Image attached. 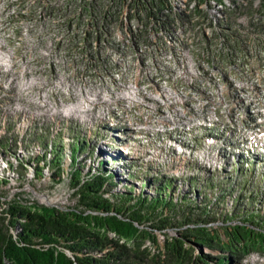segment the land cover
<instances>
[{"label": "rangeland", "instance_id": "obj_1", "mask_svg": "<svg viewBox=\"0 0 264 264\" xmlns=\"http://www.w3.org/2000/svg\"><path fill=\"white\" fill-rule=\"evenodd\" d=\"M41 1H21L25 11L20 10L16 3H11L12 6L6 2V4H0V10H6L10 13V16H6L4 11H0V37L6 39L7 44L5 47L8 48L7 50L16 51L13 59L15 61L12 62L19 69L18 80L20 81L23 78V73H29L31 68L35 73L28 75L29 77L40 76L41 79H46V77H52V72L60 71L62 73L60 77L62 78L75 76L74 80L76 79L75 81L78 83L81 82L82 85L84 82H88L83 76L85 72H90L89 67H79L78 64L81 65V63L73 62L72 55H76L79 58L85 56L83 53L84 47L88 41H93L92 39L96 36L98 29V25H93L92 22L100 24L96 16L101 17L103 12L107 13L112 10L114 13L116 11L118 15L115 14L111 25L107 26V28L110 26L107 36L111 40L114 32L116 38L122 36L119 42L123 49H135L136 54H130L128 64H125L130 69V72L132 71V75L118 67V70H116L117 78H115L117 81L115 83L111 82L114 77L113 74L102 73L99 76L98 73V76L91 82L90 86L101 88L96 98L102 102L105 101V109L110 114L115 111L114 106H122V108L118 109L121 111V116L115 117L114 124L116 125L110 127L108 122L103 119V115L99 113V111H104V109L96 107L95 104L93 105L94 107L85 113L90 115L88 119L80 116L66 117L64 114H49L40 117L36 111H45V103L41 102V96L33 95H19V103L26 104V110H11V106L16 104L17 81H8L11 75H5V77L0 75V121L4 123L13 122L17 129L16 131L20 135L28 130L31 125L50 127L51 134L48 139L50 141L55 140L58 144H64L65 151L69 150L72 143L86 141L84 142L87 145V151L85 152H92L96 159H99L100 156L104 159L109 156L107 154H110V156L112 153L113 155L116 154L115 150L109 147L107 142L110 139L118 142L116 138L119 139L117 136L121 133L119 130H122L121 135H124L123 132H127L126 130L128 129H125V127L128 126L127 121L130 118L134 122L141 123L145 128L135 135V140L131 137L133 132L127 133L129 135H124L130 138V142H128L130 154L124 162V167H121V165L117 166L116 183L119 184L114 187L115 190L122 191L125 187L132 186L137 193L152 194L156 192L157 183L164 182L169 178L175 182L171 192L176 201L183 196H188L198 206L213 205L214 213L218 217L223 216L220 221L213 222L214 227L219 226L220 228L225 225L224 222L227 224L238 223V219L244 214L250 215L245 221L256 223L254 225L263 228L264 153L259 152L257 155H251L250 159L252 161L245 162V159L240 160L238 154L231 153L230 148H222L220 142L237 143L240 140L241 142L254 143L256 140H254L253 132L258 131V129L263 133L260 136L261 141L264 140V51L262 50L264 40L254 41L249 53H245L243 47H241L239 50L242 52V59L239 62H232L231 60L219 62V58L212 55V50L209 51L207 49V44L213 43V47L218 50L228 47L229 42L231 45L232 41H228L224 35L223 38L218 37L220 33L216 34L209 26L211 24L210 19H204V12H201V9H205L207 3H202L197 7L196 0H172L174 12L192 10L195 13L194 18L186 19L185 21L182 18H177V26L173 24V33H176L181 38L180 41L170 36L169 32L164 30L156 31L157 25L150 24V20L147 18L148 14L140 0H71L72 4L69 7L72 9V15L70 17L74 18L71 21L72 27L68 30V35H59V39L62 41L63 37L67 35L66 41L71 40L70 43H73V49H60L49 41L41 45V40L37 39L35 33H23L26 26L23 29L21 24L29 21V16L36 15L33 12V4H46ZM213 1H211L213 4L212 8H209L212 20L216 18V14L218 18V8H225V11L229 12L232 10L233 12L224 16L221 13L225 20L224 22L227 23L228 20H231V16L232 23L233 20L248 16L249 25L254 28L255 33H262L264 15L256 11L260 4L259 0H235L236 2L226 0L227 5L224 8L221 5L218 7ZM252 1L254 4L250 6ZM51 2L50 5L53 7L52 12L54 14L64 13V16H62L65 19L64 25H66L69 22L67 19L70 11L64 10L60 6V4L62 6L65 5L67 3L66 0H51ZM238 4L243 6H235ZM117 5H119L118 8ZM37 7L35 6V8ZM42 8L46 9L45 6H42ZM87 9L91 10L93 14L94 21L92 22ZM206 9L208 10V7ZM13 10L16 12L13 13ZM73 10L77 12L75 15H73ZM252 13H254V16ZM46 14H49V12ZM189 14L191 15V13ZM24 17H26V20H24ZM196 18L201 19L200 21H206L207 26L202 24L200 26L199 23L196 25V22H194ZM254 18L258 20L256 25H253ZM37 19L40 18L38 17ZM55 19L58 20V18ZM192 24H194V27H191ZM141 28L146 29L145 35H149L150 40L143 43L142 47L134 41L135 38H130V36L125 38L126 33H129V29L139 31ZM197 36H200L206 42L202 44L200 51H197L193 45L195 41L196 43L200 41ZM183 37L190 42L191 49L196 54V56L190 58L195 68L194 75H192V70H183L181 73L175 72L180 70L181 67L183 68V62L180 63L181 67L169 66L171 63L168 60L173 55L183 58L184 50L182 47L185 45ZM66 41L64 44L68 47V42ZM94 41L97 46L100 44V41ZM161 41L167 43L165 48L161 45ZM101 43L105 45L106 41ZM243 43H245V40ZM170 50H173V52L166 53V51ZM0 51L3 54L7 52L5 48H0ZM26 53L31 63L24 66V55ZM106 53L110 54L109 50ZM147 61H153L155 64L158 62V66L149 67L146 65ZM196 67H200L203 70L197 71ZM79 72H82V74H78ZM69 74L72 76H68ZM164 79H168V81H163ZM103 80L106 81L105 85L101 83ZM128 81L138 83L139 89H135L134 95L122 90L130 84ZM47 82V87L44 89L47 91V98L60 99L62 102L68 99V103L71 94L74 98L80 92V89H77V92L73 94L71 89L69 93L71 80L69 82L63 81V87L51 86L54 82H51L48 78ZM164 84H168L170 88L166 89L165 93H159L158 91L162 89ZM45 85L44 82L38 83V80L34 79L29 90L33 91V87L42 89ZM123 85L125 86L123 87ZM106 87L108 89H102ZM249 92H253V94L246 98L244 95ZM147 97L158 101L164 100L165 106L153 103ZM189 103L193 104L189 105ZM251 105L254 108H251ZM159 108L162 110L159 111ZM162 112L164 113L161 114ZM174 112L181 113L178 118H184L185 123L180 124L177 122L170 125L169 128L184 125L185 127L177 129L179 131L176 136L185 139L186 142L191 140L189 136H194V132L189 133V135L187 133L190 132L188 130L197 129L192 128L197 125V122H203L204 118L211 120L217 116L220 121L225 123L219 130L226 132L222 134V140L218 141L219 146L211 150L207 148L198 150L199 143L195 145L193 141H190L184 151H176L175 148H172V152L169 154L165 147L169 141L164 140L162 134L158 136L149 134L154 131V126H151L150 121L160 124L162 115L168 117V113L172 114ZM196 117H201L200 119L202 120H192ZM165 120L168 121V119ZM122 122L126 125L121 124ZM74 126L75 128H73ZM115 127L116 129L111 131ZM59 130L63 132L58 134L57 131ZM171 144L173 145V143ZM37 149H39V146H37ZM79 149L80 146L78 145L77 151ZM22 150L23 148L20 149V151ZM103 150H109V152H103V155H100ZM66 154H68V151ZM0 193L8 198L19 196L29 203L34 202L48 206L72 207L78 204L77 197L74 196L73 189L70 187L67 174H65L63 179L56 181L49 176L39 180L31 173L23 180L12 179L9 184L0 186ZM112 200L115 199L112 197ZM239 202L240 204H238ZM177 206L179 207V205ZM244 206L247 212L242 209ZM237 211L242 213L240 212L237 216H233L232 212ZM150 230L157 234L159 239L163 238V234L159 230ZM167 231L170 235H174L177 228L170 227ZM148 245L152 250L155 249L151 242H148ZM220 252L218 249L214 250L215 254ZM239 258L242 264H264V248L255 247L254 249H248Z\"/></svg>", "mask_w": 264, "mask_h": 264}, {"label": "trees", "instance_id": "obj_2", "mask_svg": "<svg viewBox=\"0 0 264 264\" xmlns=\"http://www.w3.org/2000/svg\"><path fill=\"white\" fill-rule=\"evenodd\" d=\"M42 1H46V4H33V12L39 13L38 16L42 14L39 24L54 30L52 37L56 39L57 48L73 49L70 39L66 41L68 30L72 27L71 21L74 19L70 17L72 9L69 6L72 1L66 0L67 3L61 5L62 9L70 11L66 25L64 13L54 14L51 0ZM196 1L197 7L207 3L208 10L205 8L201 11L204 12V19H210V23L215 25V19H211L209 10L213 6L212 0ZM140 2L148 14L150 24L157 25L156 31L171 33L173 24L177 25V18L184 21L191 18L185 10L174 12L172 0ZM259 2L256 11L264 15V0ZM252 4L253 1L250 6ZM42 6H45L49 14H46ZM87 11L91 22L94 21L91 10ZM73 13L75 15L76 10H73ZM114 13L116 14V11ZM114 13L103 12L101 17L96 16L100 24L92 22L93 25H98V29L93 41H88L84 47L85 56L79 58L72 55L73 62L81 63L78 64L79 67L90 65L92 72H109L110 68L116 67L111 61V55L106 53L108 45L101 43L109 40V30L106 26L111 25ZM224 21L221 19L224 27L221 28L219 21V28L216 23L213 30L233 43L230 45L229 42L226 48L212 49V55L218 57L219 62H239L242 59L239 49L243 47L245 53L250 50L241 44L242 29L233 28L230 23L226 24ZM224 31L230 33L226 34ZM133 33L136 42L148 38L145 35L146 29L141 28ZM64 34L67 35L60 43L59 35ZM94 40L100 41V44L97 46ZM65 41L68 42V47L65 46ZM112 45L115 46L114 43ZM262 50L264 51V45ZM114 129L116 127L111 131ZM16 130L13 122L0 121V186L9 184L12 179L23 180L31 173L39 180L49 176L56 181L63 179L67 174L78 204L72 207L48 206L29 203L19 196L8 198L0 193V264H242L239 257L246 250L264 248V227L245 221L250 215L242 214L238 223L224 222V226L214 227L213 222L220 221L223 216L218 217L214 213L213 205L198 206L188 196L176 201L171 192L175 183L172 179L157 183L156 192L152 194L137 193L132 186L125 187L122 191L115 190L114 187L119 184L116 183L117 166L124 167L129 155L118 147L120 144H127V140L119 135L117 136L121 142L117 138L118 142L113 139L107 142L116 154L111 152L112 155L107 154V158L100 156L96 159L92 152H85L86 141L72 143L66 154L64 144L48 139L51 134L50 127L31 125L21 135ZM62 132L57 131L58 134ZM78 145L80 149L77 151ZM103 152L109 150H103L100 155H103ZM171 152L172 150L169 154ZM112 197L115 200H112ZM242 209L247 212L245 206ZM240 212H232V215L237 216ZM170 227L177 228L176 234L168 233ZM149 228L159 230L163 238L159 239ZM148 242H151L155 249L152 250ZM215 249L221 252L215 254Z\"/></svg>", "mask_w": 264, "mask_h": 264}, {"label": "built area", "instance_id": "obj_3", "mask_svg": "<svg viewBox=\"0 0 264 264\" xmlns=\"http://www.w3.org/2000/svg\"><path fill=\"white\" fill-rule=\"evenodd\" d=\"M0 11H4L6 16H10L9 11H6V10H0ZM24 20H26V17H24ZM233 26L234 28L242 29L241 44L244 45L245 48L249 50H251L254 41L264 40V26H263L262 33H255L254 28L249 25L248 16L242 19L233 20ZM30 32L33 34L35 33L37 39L41 40L40 42L41 45H44L45 44L44 42H48V41L50 43H53L51 36H50V30L49 28H46V25L36 24V30L27 29V34ZM244 40H245V43H243ZM110 41H112L113 43L115 42V34L113 35V40H110ZM110 41H106L107 43L106 45H108V49L111 43ZM54 45L56 46V44ZM207 49L211 51L212 49H217V48L211 46L210 44H207ZM168 52H173V50L166 51V53ZM0 58H1V61L4 63V67H8V69L11 70V79L10 80L8 79V81H17L16 104L15 106H11V110H15V109L26 110V104L19 103V95L41 96V102L45 103V111H36L38 112V115L40 117H43L49 114H64L66 117L80 116V117H85L88 119L90 115H86L84 113V106H87V104H96V107H100V109H105V104H104L105 101L102 102L100 99L96 98L101 88H85L82 86H78V84H76V88H80V95H79V102H75V103H67V102L60 101V99L47 98V91L44 90L47 87V83H48L47 78L51 82H54V84L51 86H56V87H60V86L63 87L62 83L66 81L69 82L70 79H67V77L65 78L60 77L62 73L60 71H55V72H52V77H46V79H39L37 77H27V73H26V74H23V78L19 81L18 80L19 74L14 73V67H12V63H11V60H9L8 55H5L4 57H0ZM24 60H25L24 66L31 63V61H29L28 59H24ZM146 65L149 67H152L155 65L154 67H157L158 62H156L155 64L153 61H147ZM190 67H192V69H190ZM182 70H192V75H194L195 68L193 64L191 63L188 52L186 54V57H184L183 68H181L180 70H176L175 72L182 71ZM34 79H37L38 83L42 81L46 85L42 89H35L33 87V91H31L29 90V87L33 83ZM122 90L126 93H131L132 95H134L135 93L134 88L131 86L123 88Z\"/></svg>", "mask_w": 264, "mask_h": 264}, {"label": "bare ground", "instance_id": "obj_4", "mask_svg": "<svg viewBox=\"0 0 264 264\" xmlns=\"http://www.w3.org/2000/svg\"><path fill=\"white\" fill-rule=\"evenodd\" d=\"M21 1H25V0H0V4L1 3H3V4H6V3H8V4H11V3H16L18 6V8L20 9V10H23V11H25V8L23 7V5H22V2ZM36 1V0H35ZM6 2V3H5ZM42 2V1H41ZM46 2V1H45ZM214 2V4H216L218 7L221 5V7L222 8H224V7H226V5H227V1L225 0V2L224 3H219V2H217V1H213ZM120 3V2H119ZM39 4V3H38ZM121 5V4H120ZM172 5H174V4H172ZM11 6H12V4H11ZM162 7V6H161ZM49 8V7H48ZM114 8V7H113ZM116 8V7H115ZM165 8V7H164ZM174 8V7H173ZM242 8V7H241ZM60 9V8H59ZM218 11H217V13L219 14L218 15V18H215V25H216V23H217V26H218V28H219V25H218V23H219V21H220V23H221V19H223V17L221 16V13H223V16L224 15H226L227 13H232L233 11L232 10H230L229 12H227V11H225V8L224 9H217ZM46 11V10H45ZM49 11V10H48ZM112 11V10H111ZM188 11V10H187ZM16 11L15 10H13V13H15ZM126 12V11H125ZM192 10H189L188 11V13H191V18H194V15H195V13L193 12ZM202 12V11H201ZM200 12V13H201ZM243 12H244V10H243ZM166 13V12H165ZM39 14V13H38ZM38 14H36V15H31V16H29V18H30V20L29 21H27L26 23H27V25H26V23L25 24H21L22 26H23V29H24V26H26V28H25V30L23 31V33L25 34L26 32H27V29L28 30H36V24H39L40 22H39V19H37L38 17L39 18H41V15L40 16H38ZM115 14V13H114ZM113 14V15H114ZM179 14V13H178ZM253 14V16H254V13H252ZM261 14V13H260ZM207 15V14H206ZM263 15V14H262ZM52 16V15H51ZM105 16V15H104ZM110 16V15H109ZM136 16V15H135ZM169 16H170V14H169ZM34 17V18H33ZM36 17V18H35ZM156 17H158V16H156ZM171 17V16H170ZM203 17H204V15H203ZM48 18H49V16H48ZM55 18V17H54ZM123 18V17H122ZM172 18V17H171ZM170 18V19H171ZM174 18V17H173ZM257 18V17H256ZM111 19V18H110ZM120 19V18H119ZM188 19H190V18H188ZM187 19V20H188ZM220 19V20H219ZM258 19V18H257ZM255 19L254 18V20H253V25H256V24H258V20L260 21V19ZM52 20V19H51ZM167 20V19H166ZM199 22H198V21ZM201 19H197L196 18V21H194V22H196L195 24L197 25L198 23H199V25L201 26V24L202 25H205V26H207L206 25V21L205 22H202V21H200ZM41 21V20H40ZM176 22V21H175ZM193 22V21H192ZM201 22V23H200ZM107 23V22H106ZM119 23V22H118ZM225 23V22H224ZM228 24L230 23L231 24V26L234 28V26H233V23H232V16H231V20H228V22H227ZM226 23V24H227ZM262 23V22H261ZM179 24V23H178ZM214 25V23L213 24H210L209 26L213 29V26H215ZM222 25V26H221ZM113 26V25H112ZM177 26V25H176ZM220 26H221V28L222 27H224L223 26V24L221 23L220 24ZM107 27V26H106ZM110 27V26H109ZM109 27H108V29H109ZM191 27H194V24H192L191 25ZM186 28V27H185ZM216 28V27H215ZM231 28V27H230ZM87 29V28H86ZM107 29V30H108ZM123 29V28H122ZM150 29V28H149ZM188 29V28H187ZM49 30H50V36H51V39H52V42L54 43V44H56V39H54V37H52V35H53V31L51 30V28H49ZM85 30V29H84ZM220 30V29H219ZM219 30H218V32H219ZM226 30H229V29H226ZM133 31H136V32H138V30H132V29H129L128 30V32L129 33H126V36H125V38L126 37H128L129 38V36H130V38L131 37H133ZM170 31V30H169ZM174 31V30H173ZM173 31L170 33V36H173V37H175L177 40H180L181 41V38L179 37V36H177V34L176 33H173ZM197 31L199 32V30L197 29ZM213 31H215V30H213ZM222 31V30H221ZM58 32V31H57ZM112 32V31H111ZM224 32H227V31H224ZM86 33V32H85ZM120 33V32H119ZM228 33V32H227ZM226 33V34H227ZM230 33V32H229ZM228 33V34H229ZM196 34V33H195ZM75 35V34H74ZM108 35V34H107ZM113 35H114V32H113ZM113 35H112V38H111V40H113ZM136 35V34H135ZM197 35V34H196ZM221 35V36H220ZM220 35L218 36V37H221V38H223V35L220 33ZM85 36V35H84ZM90 36V35H89ZM149 35H147V37H148ZM185 36H187V35H185ZM107 37V36H106ZM134 37H136V36H134ZM146 37V36H145ZM197 37H199L198 39L200 40L199 41V43H196V41H195V44H193L194 45V47L196 48V50L197 51H200L201 49H202V44L203 43H206V42H204L203 40H202V38L200 37V36H197ZM227 37H228V35H227ZM69 38V37H68ZM75 38V37H74ZM77 38V37H76ZM88 38V37H87ZM122 38V36L120 37V38H116L115 37V42H114V44H115V46H113L112 44L113 43H110V45H109V52H110V55H111V57H112V62L116 65V67H114L113 66V69L112 68H110L111 70L109 71V72H105L104 70L103 71H97V73H96V71L94 72H92V70L90 69V67H89V70H90V72L89 73H84V78L88 81V82H84L83 83V85H82V83L81 82H77V81H75L74 80V78H76L75 76H72L71 74H69L68 76H72V78H70V77H67V79H70L71 81H72V83H71V88L69 89V93L71 92V89H72V93L73 94H75L76 92H77V89H80V88H76V84H78V86H82V87H85V88H94V87H92V86H90L91 85V82L92 81H94L95 79H96V77L98 76V73H99V76H101V74L102 73H105V74H107V73H111V74H113V79H112V83H115L116 81H117V79H115V78H117V73H116V70H118V67H120V69L122 68V69H124L125 71H127V73H129L130 75H132V71L130 72V69H128L127 68V66L125 65L126 63L128 64V57H129V55L130 54H133V55H135L136 54V52H135V49H133V50H130V49H128V48H126V49H123V47H121L120 46V42H119V39H121ZM124 38V39H125ZM196 38V37H195ZM25 39V38H24ZM141 39V38H140ZM58 40H59V38H58ZM67 40V39H66ZM71 41V40H70ZM107 41H110V39L109 40H107ZM150 40H149V37L148 38H143V39H141V40H139L138 42H137V44L140 46V47H142V45H143V43H146V42H149ZM183 41L185 42V45H183V47H182V49L184 50V53H183V58L181 59V58H178V56H175V55H173L172 56V58L170 59V60H168L171 64H169V66L171 67L172 65H175L176 67L178 66V67H181V65H180V63L181 62H183L184 61V57H186V54H187V52H188V54H189V58H191V57H194V56H196V54H195V52H193L192 51V49H191V46H190V42L187 40V39H185L184 37H183ZM59 42V41H58ZM62 42V41H61ZM7 44V42H6V39L4 38V37H0V48H5L6 49V51L7 52H5L4 54L3 53H1V51H0V57H4L5 55H8V57H9V60L11 59V62L12 61H15V60H13L14 59V56H15V52L16 51H14L13 50V52H12V50H7L8 48L7 47H5V45ZM63 45V44H62ZM66 45V44H65ZM161 45L162 46H164V48L167 46V43L165 42V41H161ZM210 45L211 46H213V43H210ZM61 46V45H60ZM69 50V49H68ZM75 50V49H74ZM79 50H81V49H79ZM107 50V51H108ZM66 51V50H65ZM105 51V50H104ZM121 53H120V52ZM28 52V51H27ZM41 52V51H40ZM62 52V51H61ZM80 53V52H79ZM78 54V53H77ZM109 54V53H108ZM39 55V54H38ZM65 55H67V54H65ZM71 55V54H70ZM88 55H90V54H88ZM106 55V54H105ZM177 55H179V53H177ZM67 57V56H66ZM33 58V57H32ZM77 58V57H76ZM98 58V57H97ZM96 58V59H97ZM24 59H28V56H27V53L24 55ZM62 59V58H61ZM131 59V58H130ZM36 60V59H35ZM40 60V59H39ZM132 60H133V58H132ZM98 61V60H97ZM131 61V60H130ZM95 62H96V60H95ZM103 62V61H102ZM102 62H99V63H102ZM13 63V62H12ZM20 63V62H19ZM111 63V62H110ZM48 64V63H47ZM163 64V63H162ZM161 64V65H162ZM22 65H23V63H22ZM110 66V65H109ZM112 66V65H111ZM182 66H183V64H182ZM12 67H14V73H16V74H19L18 73V67L16 66V64H12ZM182 68V67H181ZM97 69V68H96ZM102 70V69H101ZM196 70L197 71H201V70H203L202 68H200V67H196ZM81 71V70H80ZM129 71V72H128ZM169 71H172V70H169ZM181 72H183V70L182 71H178V73H181ZM35 72L33 71V69H31L30 68V72L29 73H27V77H29L28 75H30V74H34ZM24 74V73H23ZM78 74H82V72H79ZM0 75H3L4 77H5V75H11V70L10 69H8V67H4V63L1 61V58H0ZM134 75H136V73H134ZM80 76V75H79ZM39 79H41V77L40 76H37ZM93 77H95L94 79H93ZM135 77V76H134ZM10 79H11V76H10ZM78 79V78H77ZM168 81V79H164L163 81ZM134 82H135V80H133ZM16 82V81H15ZM105 80H103L101 83H102V85H105ZM128 82H130V84H128L126 87H128V86H131V87H133L134 88V92H135V89H137L138 88V83H132V81H128ZM162 84V83H161ZM110 85V84H109ZM142 85V84H141ZM125 85H123V87H124ZM122 87V86H121ZM126 87H124V88H126ZM141 88V87H140ZM144 89H145V87H143ZM168 88H170L169 87V85L168 84H164V85H162V89L160 90V91H158L159 93H165L166 92V89H168ZM103 89H108L107 87L106 88H103ZM139 89V88H138ZM113 90V89H112ZM139 92V91H138ZM15 93V92H14ZM79 95H80V92H78V95H76L74 98H73V95L71 94L70 95V100H69V102L68 103H75V102H79ZM148 98V97H147ZM68 101V99H66V101H63V102H67ZM93 105H95V104H87V108H86V106H84V113H86V111H89V109H91L92 107H94ZM87 115V114H86ZM203 115V114H202ZM204 117V116H203ZM201 118V117H200ZM208 118V117H207ZM212 120V119H211ZM198 121V120H197ZM200 121V120H199ZM194 124V123H193ZM193 128V127H192Z\"/></svg>", "mask_w": 264, "mask_h": 264}]
</instances>
